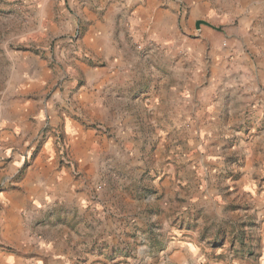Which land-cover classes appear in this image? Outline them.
Instances as JSON below:
<instances>
[{
  "label": "rangeland",
  "instance_id": "obj_1",
  "mask_svg": "<svg viewBox=\"0 0 264 264\" xmlns=\"http://www.w3.org/2000/svg\"><path fill=\"white\" fill-rule=\"evenodd\" d=\"M85 1L0 0V158L13 162L12 156L18 157L0 179V193L21 188L22 178L48 147L60 166L73 168L77 177L90 176L74 154L75 135L66 123L74 116L78 132L94 139L92 152L99 163L93 180L95 205L88 210L93 208V214L101 208L100 215L109 213L120 222L111 241L93 247L100 256L117 264H215L217 259L259 264L263 243L254 207L261 189L241 190L236 184L251 160L247 142L264 129V118L239 126L243 134L229 136L230 148L223 152L221 125L210 127L207 141H202V127L181 119L172 101L157 95L158 107L151 108V78L158 72L148 62L158 58L161 65L155 68L166 71L172 34L165 33L160 39L145 35L133 42L146 66L142 78L134 81L136 92L128 94L132 100L123 104L132 119L115 120L114 125L113 120H93L86 109L80 110L78 92L85 81L80 63L100 68L105 61L85 50L88 20L78 10ZM164 2L166 7L172 3L170 25L178 35L196 38L201 28L189 21L188 0ZM122 14L113 12L119 41ZM220 42L226 47L229 40L221 34ZM16 103H27L29 109L20 114ZM8 133L17 137L6 138ZM238 137L246 142L241 141V148L235 145ZM55 204L36 208L51 214ZM186 247L197 251L193 258L184 252ZM0 249L9 247L0 244Z\"/></svg>",
  "mask_w": 264,
  "mask_h": 264
},
{
  "label": "crops",
  "instance_id": "obj_2",
  "mask_svg": "<svg viewBox=\"0 0 264 264\" xmlns=\"http://www.w3.org/2000/svg\"><path fill=\"white\" fill-rule=\"evenodd\" d=\"M188 2L189 21L200 24L197 27L201 28L193 39L186 34L178 35L176 28L171 27V2L167 7L164 0H124L120 4L116 0H87L85 5H79V14L88 20L83 36L85 50L91 57L105 61L100 68L80 63L85 80L78 92L80 110L86 109V115L106 124L109 120L114 125L118 123L115 120L132 119L133 115L123 104L132 100L128 94L136 92L134 81L142 78L140 74L146 66V60H140L133 42L145 35L160 39L165 33L172 34V40H168L170 55L164 57L168 60L164 66L166 71L155 68L154 65L159 68L161 65L158 58L148 62L158 72L151 78L150 93L155 99L151 108L158 107L157 95L172 101L181 119L189 124L195 121L202 127L198 131V136L204 138L202 141H207L210 127L221 125L225 134L219 139V149L226 152L231 145L229 136L243 134L239 126L254 118H264V0ZM118 11L124 17L121 41L117 40L119 34L113 15ZM184 30L186 33L187 29ZM221 34L229 40L226 47L220 42ZM16 105L20 114L29 109L27 103ZM66 123L69 134L75 135L74 154L82 158L80 165L90 176L77 177L73 168L60 166L48 147L22 178L21 188L2 191L0 244L9 249H0V264H117L93 248L99 247L102 241H111V234L120 224L109 213L100 215L104 213L101 208L93 214V208L88 210V205H95L93 180L98 177L99 169L92 152L94 139L78 132L80 123L74 116L67 117ZM5 136L17 137L14 133ZM238 138L240 145L237 146L238 142L235 145L241 148V141L246 142ZM247 143L251 160L247 168L241 169L236 185L241 190L261 189L254 212L263 243L259 264H264V179H261L264 129ZM17 158L12 156L13 162L0 158V179L18 163ZM53 202L57 204L56 210L51 214L46 212L48 217L39 220L46 215L36 206ZM184 252L193 258L197 251L186 247ZM82 257L87 261H80ZM227 263L228 259L226 262L217 259L215 264Z\"/></svg>",
  "mask_w": 264,
  "mask_h": 264
}]
</instances>
